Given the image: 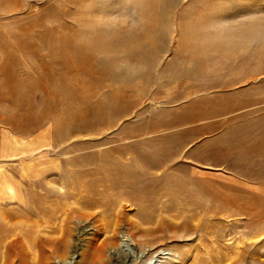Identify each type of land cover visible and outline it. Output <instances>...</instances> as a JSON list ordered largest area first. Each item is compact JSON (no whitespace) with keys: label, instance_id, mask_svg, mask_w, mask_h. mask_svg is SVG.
<instances>
[{"label":"rangeland","instance_id":"374dc122","mask_svg":"<svg viewBox=\"0 0 264 264\" xmlns=\"http://www.w3.org/2000/svg\"><path fill=\"white\" fill-rule=\"evenodd\" d=\"M100 240L105 264H264V0H0V264Z\"/></svg>","mask_w":264,"mask_h":264},{"label":"bare ground","instance_id":"6f19581e","mask_svg":"<svg viewBox=\"0 0 264 264\" xmlns=\"http://www.w3.org/2000/svg\"><path fill=\"white\" fill-rule=\"evenodd\" d=\"M95 33V32H94ZM98 41V40H97ZM101 44V43H100ZM103 44V43H102ZM104 47V46H103ZM105 48V47H104ZM89 63H91L90 61H89ZM93 68V67H92ZM103 75V74H102ZM105 75V74H104ZM73 76V75H72ZM72 78V77H71ZM71 78H67V79H70L71 80ZM15 79V78H14ZM75 79H76V77H75ZM66 80V79H65ZM77 80H79V79H77ZM87 80V79H86ZM62 81V80H61ZM73 81V80H72ZM81 81V80H80ZM56 82H57V80H56ZM76 82V81H75ZM79 81H77L76 82V84L78 83ZM3 84L2 85H4V86H6V87H8L9 89H11V90H14V89H16L18 86H19V84L18 83H15V82H12V81H9V80H7V81H3L2 82ZM41 83H43V82H41ZM61 83V82H60ZM59 83V84H60ZM71 83V82H70ZM73 83V82H72ZM50 84V83H49ZM58 84V85H59ZM76 84H74L73 86H75ZM85 84V83H84ZM83 84V87L85 86ZM43 85H45V84H43ZM57 85V84H56ZM55 85V86H56ZM57 85V90H59L58 88H59V86ZM78 85V84H77ZM48 86V85H47ZM60 86H62V85H60ZM79 86V85H78ZM87 86H89V84L87 85ZM86 86V87H87ZM46 87V86H45ZM61 89L63 88V86L62 87H60ZM66 88L68 89V90H72L71 88H70V86H66ZM77 88V87H76ZM80 88V87H79ZM78 88V89H79ZM87 89V88H86ZM53 90H55V89H53ZM79 91H81L80 89H79ZM116 112V111H115ZM121 112V111H120ZM120 114V113H119ZM142 159V158H141ZM143 161V160H142ZM145 163V162H144ZM143 163V164H144ZM116 186V185H115ZM85 187H87V186H85ZM105 188V187H104ZM108 188V187H107ZM105 191H107V190H105ZM88 192V191H87ZM89 193V192H88ZM91 200H89V199H87V200H82L83 201V206L84 207H88V208H90V210H92V209H94V208H96V207H101V210H100V212H102V213H105V212H109V213H111V214H114L115 216H117V217H119L120 216V213L122 212V209L125 207V205L124 204H122V202H120L119 203V206L118 207H120V208H117L116 207V199H108V198H106V197H103V195L102 196H99V197H97V198H90ZM116 207V208H115ZM97 209V208H96ZM95 210V209H94ZM81 211V210H80ZM83 211V210H82ZM87 210H85V211H83V215H85L86 217H88L89 218V216H91L92 215V213L93 212H91V211H87ZM94 212H97V211H94ZM99 212V213H100ZM98 213V212H97ZM96 213V214H97ZM101 213V214H102ZM82 214V213H81ZM95 214V215H96ZM80 218V217H79ZM65 220L67 219V218H64ZM92 219H93V217H92ZM68 220V219H67ZM67 220H66V222H67ZM62 221V220H61ZM64 222V221H63ZM63 222H61V223H63ZM117 222V221H116ZM66 224V223H65ZM259 227V226H258ZM105 230V229H104ZM110 231H112V230H110ZM114 234V233H113ZM64 235L65 236H63V238L65 239V243H66V240H67V238L69 237V235H70V231L68 230V231H66L65 233H64ZM113 236V235H112ZM60 238V237H59ZM61 239V238H60ZM105 239V238H104ZM101 241V240H100ZM60 242H62V244H63V240L62 241H60ZM68 243V242H67ZM97 243V242H96ZM99 244H97V245H95L94 246V248H93V246H92V244H91V246H92V248H93V251H91L88 255H85L84 257H87V259L88 258H90L91 259V262L90 261H88L89 263H91V264H105V261H104V257H105V250H107L106 249V247H105V245H106V243H109V242H107V241H105V240H102L101 242H98ZM90 248V247H89ZM88 253V252H87ZM87 253H85V254H87ZM90 255V256H89ZM226 260H227V258H225ZM228 259H230V258H228ZM232 259V258H231ZM127 261L128 260H125L124 261V263L123 264H126L127 263ZM140 261V260H139ZM221 261V260H220ZM147 262V261H146ZM137 263V262H136ZM228 263V262H227ZM233 262H229L228 264H232Z\"/></svg>","mask_w":264,"mask_h":264}]
</instances>
